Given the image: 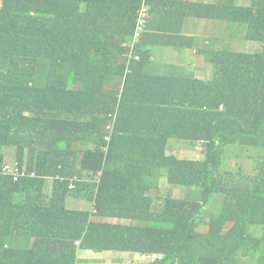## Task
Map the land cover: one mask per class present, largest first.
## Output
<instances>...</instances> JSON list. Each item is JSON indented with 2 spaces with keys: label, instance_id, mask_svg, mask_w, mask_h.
<instances>
[{
  "label": "trees",
  "instance_id": "1",
  "mask_svg": "<svg viewBox=\"0 0 264 264\" xmlns=\"http://www.w3.org/2000/svg\"><path fill=\"white\" fill-rule=\"evenodd\" d=\"M234 2L191 0L221 34L218 50L195 38L188 45L211 67L200 79L185 61L175 73L151 60L159 42L182 49L185 37L166 39L176 3L148 0L151 25L133 47L143 0H0V159L13 147L21 170L24 163L37 174L16 180L0 171V264H115L117 256L97 258L111 251L163 253L156 264H255L257 256L264 264V0ZM248 42L263 50H236ZM17 60L24 72L13 70ZM105 130L112 133L107 151ZM238 144L256 153L252 183L237 181L226 158L230 150L239 156ZM199 145L203 159L175 155ZM78 163L90 177L102 172L97 214L66 210L67 181L56 179L43 195L47 178L77 176ZM139 177L147 188L161 178L174 188H201L203 204L217 211L206 221L196 199H135L130 189ZM86 189L93 198L92 185L78 192ZM203 222L205 233L197 231ZM14 232L34 246L19 249Z\"/></svg>",
  "mask_w": 264,
  "mask_h": 264
},
{
  "label": "rangeland",
  "instance_id": "2",
  "mask_svg": "<svg viewBox=\"0 0 264 264\" xmlns=\"http://www.w3.org/2000/svg\"><path fill=\"white\" fill-rule=\"evenodd\" d=\"M169 3H179V4H185L187 2V0H167ZM240 1L239 0H235V4H239ZM251 4L250 0H243L242 6H249ZM194 24V22H192ZM191 23V25L187 26V28L184 30L183 33H177L174 30L173 27V22L169 23L170 27H169V32L167 33V40H174V41H178V38L180 36H185L187 33L189 34H193V24ZM150 27V25H149ZM149 27H148V31H149ZM241 30L239 32V38L241 36V38L243 39V36L246 34L247 32V27L246 25H240ZM221 35V34H219ZM238 38V39H239ZM219 44V49L221 48V40L218 42ZM196 46H199L198 44H196ZM152 50H153V57L152 60L154 61V68H158V71L163 70L165 71V69L167 68V71L169 72L171 69V71H174L175 73H179L181 70L184 69V65L183 64H179V62L177 61V58L179 57L177 50H175L172 54L170 55H166L165 56V62L162 64L161 60L163 58V56L165 55L163 52V47L159 44H154L152 45ZM236 50L237 51H244L246 53H257L263 50V45L259 42H248L247 44L243 45V47L236 45ZM179 53H185L184 51H180ZM201 55V54H200ZM189 57H194L195 59L199 58L196 54H189ZM194 60V59H191ZM190 60V61H191ZM195 61V60H194ZM188 66V70H192V73L195 74V76L197 78L200 79H204L205 78V70L204 69V63L203 61H199L197 66H193V65H189V62L187 64ZM14 71H19V72H24V61L21 60H17L16 64L13 67ZM90 139V138H89ZM88 141V139L82 140L81 143L79 144V150H81V148L85 145V143ZM60 147L63 148V150H66L69 148V145L66 141H64V143L60 144ZM169 154H174V152H169ZM255 152L253 151H247V150H243L241 151L240 156H236L231 150L229 151L228 155L226 156L227 160L229 162L232 163L233 166H236L233 174L236 175V179L237 181H241V182H249L252 183V179H254L258 174H259V168L256 167V161L257 158L255 157ZM175 155L179 158V159H192V160H200L204 158V150H203V146L199 145L197 148H195L194 150H183V151H177L175 152ZM17 157H15V153H13L12 155L7 156V159L13 160ZM81 158V156H79V159ZM240 170H238V168H240ZM227 170H231L234 168H225ZM88 170H83L81 167V164L78 163L76 165V174L78 175L79 178V187L77 189H74L73 191H69L67 197L68 198H80L84 201H89L90 205H91V201L92 198L89 197L88 193H92L93 190L90 189H86L83 192L79 193L78 189L83 188L84 184L86 182V184L89 185H96V183L100 182V178L101 175L99 176H92L89 177L87 175ZM52 182L53 180H49L47 187H46V192L43 193V195H51L52 191H53V186H52ZM130 191L132 192V197L135 199H139V200H145L147 198H153V199H158V200H164L166 199L168 195H171L173 198L175 199H183V200H188V199H196L198 202L197 204L199 206H201L200 210H206V214L205 217H203L204 219H206V221H208L210 219V217L212 216L213 213H215L217 211V207L216 206H211V207H207L205 204H203V194H202V189L198 188V189H187V190H183V189H179V188H174L169 186L166 183V180L161 178L158 182H150V187L147 188L145 186L142 185L141 183V179L140 177L136 179L135 181V187L131 188ZM196 192H198L196 194ZM79 196V197H78ZM69 205V204H68ZM69 208V206H67ZM162 207V206H161ZM160 207V208H161ZM71 210L69 211H75V208H70ZM68 210V209H66ZM87 213L89 212V210L86 211ZM85 212V213H86ZM101 222L105 221V218H100ZM117 223H123V224H135L137 225L138 222H132V221H128V220H119V219H115L113 220ZM198 232L201 233H205L208 231V223L207 222H203L201 224H199ZM31 248V247H28ZM124 253L121 252H115V251H111V252H104V253H100L98 255L97 258H103L106 255H113V256H117L119 260H117L116 262H114L115 264H131L128 263L129 260L127 258L122 257L121 255H123ZM259 256L254 258V263H257ZM104 260L106 262H110L111 260L109 258H104ZM248 260V258H245L243 262H246ZM102 260H98L96 261V264H102Z\"/></svg>",
  "mask_w": 264,
  "mask_h": 264
},
{
  "label": "crops",
  "instance_id": "3",
  "mask_svg": "<svg viewBox=\"0 0 264 264\" xmlns=\"http://www.w3.org/2000/svg\"><path fill=\"white\" fill-rule=\"evenodd\" d=\"M194 1L196 3L199 2V0H194ZM212 3L213 0H210V4ZM194 6L195 5L191 4V0H187L185 4L176 3V12H175L176 20L174 22V28L182 29V31L184 32L187 26L191 25V23L194 22V24L192 23L193 34L187 33L185 36H180V37H185V39L182 42V49L177 50L179 55L177 61L179 62V64H181V62L183 61H185L187 64L189 62V65H193V66H197L199 61H203L204 63L203 67L208 72L211 71V67L206 62L204 55H200L195 50L188 48V45L191 43V39L195 38V39H199L201 45H203L204 47L210 48L211 50H218L220 47L218 44L220 35L214 34V32L211 30L210 22L207 20V18L203 16V14L200 11L194 9ZM156 13L158 17L164 14V5L162 3L158 4ZM225 30H226V23L224 22L223 35H225ZM150 35H151V39H150L151 41L153 39L151 33ZM175 43L177 42L174 41V44ZM159 44L163 47V52L165 54L161 60V63L163 64L165 62V56L172 54L176 49L173 46H168L161 42H159ZM150 50L153 57L152 47H150ZM180 51H184L185 53H179ZM189 54H196L199 58L195 59L194 57H189ZM191 59H194L195 61ZM152 61L154 62L155 60ZM4 149H5V158H7V156L12 155L14 153L13 149H7V147H5ZM67 206H69V208ZM66 207L69 210H71L70 208H75V211L86 212L87 210H90V202L84 201L82 199H76L74 197L67 198Z\"/></svg>",
  "mask_w": 264,
  "mask_h": 264
},
{
  "label": "clouds",
  "instance_id": "4",
  "mask_svg": "<svg viewBox=\"0 0 264 264\" xmlns=\"http://www.w3.org/2000/svg\"><path fill=\"white\" fill-rule=\"evenodd\" d=\"M252 1L253 0H250L251 4H252ZM242 3H243V0H240V3L239 4H235L234 3V5L236 7H242ZM223 22L227 23L228 21H225L224 20ZM135 35H136V31H134V34H133V37H132V46L133 47L137 43H139L140 39L143 36L142 35L139 39H136V36ZM132 58L138 59L137 56H132ZM205 60H206V58H205ZM206 62H207V60H206ZM222 110H224V107H223ZM111 120H115V119H109L108 122H114V121H111ZM111 139H112V133L109 132V131H107V130H105L104 145L102 146V149L104 151H107L108 150L109 143H110ZM7 149H13L14 150V153H15V157H16V150H15V148H13V147H7ZM236 150L238 151L239 156H240L241 151H243V149L240 146V144L236 145ZM4 152H5V149H4ZM1 160H7V161H14V160H16V161H18L17 158H15L13 160H10V159H7V158H3ZM18 163H19V161H18ZM22 165L25 166L24 163H22ZM99 175H101V177H102V172L99 171L95 176H99ZM33 178H36V177H33ZM50 179L53 180L52 186H54V182H55L56 179L57 180H61V181H67L68 182V191H73L74 189H77L79 187V178H78V175L77 176H74V177H70V178H62V177H59V176H57V177H51V178L49 177V178H47V181H49ZM99 183H96V185H94V188H95L94 189V195H93V198H92V201H91V205H90V210H89V212L90 211H93L96 214L98 212L97 211V195H98ZM67 198L65 200V208L66 209H67V207H66ZM76 199H80V198H76ZM76 212H83V211H76ZM115 219L128 220V221H132V222H138V224L135 225V224L117 223V222L113 221ZM103 222L108 223V224H113V225H124V226H134V227H144L145 226V223L143 221H140V220L117 218V217H105V221H103ZM17 236H18V233L17 232H14V240L16 241L17 245L19 246V249L24 248V247H33L34 246V243H35V240L34 239H27V238H18L17 239ZM75 246L77 248V253H78L79 248H80V242L77 241L75 243ZM5 247H8V245H6ZM111 256L112 255H109V257H111ZM122 257L127 258L129 260L128 263H131V264H156V263L162 262L165 259V255L163 253H161V252H143V253H141V252H125Z\"/></svg>",
  "mask_w": 264,
  "mask_h": 264
},
{
  "label": "built area",
  "instance_id": "5",
  "mask_svg": "<svg viewBox=\"0 0 264 264\" xmlns=\"http://www.w3.org/2000/svg\"><path fill=\"white\" fill-rule=\"evenodd\" d=\"M150 10L151 7L148 4V0H143L142 7L137 12V26H136V39H139L144 33L148 31V26L150 24ZM108 139V138H107ZM0 171L4 174L14 175L16 180L18 176L26 177H37L36 172L29 173L23 166L21 170L18 161H7L0 159Z\"/></svg>",
  "mask_w": 264,
  "mask_h": 264
}]
</instances>
